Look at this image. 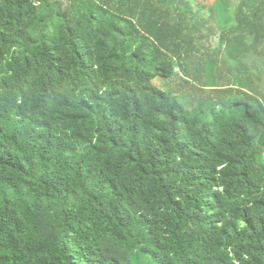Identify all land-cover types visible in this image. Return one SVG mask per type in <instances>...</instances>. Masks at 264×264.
<instances>
[{
    "label": "trees",
    "instance_id": "obj_1",
    "mask_svg": "<svg viewBox=\"0 0 264 264\" xmlns=\"http://www.w3.org/2000/svg\"><path fill=\"white\" fill-rule=\"evenodd\" d=\"M0 264H264V0H0Z\"/></svg>",
    "mask_w": 264,
    "mask_h": 264
},
{
    "label": "rangeland",
    "instance_id": "obj_2",
    "mask_svg": "<svg viewBox=\"0 0 264 264\" xmlns=\"http://www.w3.org/2000/svg\"><path fill=\"white\" fill-rule=\"evenodd\" d=\"M154 84L157 85V87L163 89V90H168L169 86H167V82L161 78H158L154 81Z\"/></svg>",
    "mask_w": 264,
    "mask_h": 264
}]
</instances>
